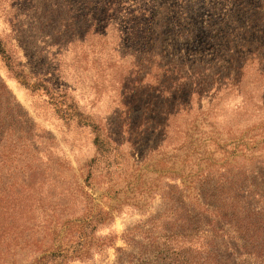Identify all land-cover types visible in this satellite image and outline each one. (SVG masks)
<instances>
[{"label":"rangeland","instance_id":"rangeland-1","mask_svg":"<svg viewBox=\"0 0 264 264\" xmlns=\"http://www.w3.org/2000/svg\"><path fill=\"white\" fill-rule=\"evenodd\" d=\"M0 40V264H264L193 202L264 217V0H0Z\"/></svg>","mask_w":264,"mask_h":264},{"label":"trees","instance_id":"trees-1","mask_svg":"<svg viewBox=\"0 0 264 264\" xmlns=\"http://www.w3.org/2000/svg\"><path fill=\"white\" fill-rule=\"evenodd\" d=\"M2 45L3 44L0 40V55L5 60L6 65L11 68V57L6 53V50ZM196 75H200V73H196ZM201 75H203V73H201ZM16 77H19V74L16 73ZM174 77L175 80L179 79L181 81L188 79L187 75L174 74ZM198 83H200V81H198ZM25 84L30 85L27 81ZM4 90V84L0 83V92ZM12 131L13 128L10 124L4 125L0 123V164L3 163V148L5 143L10 140ZM101 145L105 146V142L100 141V146ZM193 202L201 207V209L199 208V213L212 212L224 220L228 219L226 222L229 227H232L230 229H232L233 233L242 235V240H244V243L246 242V244L251 247V250L254 249L256 257H260L264 254V248L262 247L264 245V217L260 216L261 208H257L256 205L250 204L242 207V205L236 203L238 202V199L232 200V204H230V201L228 200L226 203L221 204L220 206L212 207L211 209H209V205H207V203L199 200H195ZM6 211L5 206L0 203V217L7 213ZM103 213L108 214L110 212L104 211Z\"/></svg>","mask_w":264,"mask_h":264}]
</instances>
